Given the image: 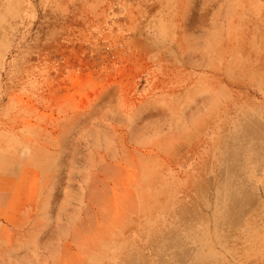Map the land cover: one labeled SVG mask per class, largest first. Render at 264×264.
Wrapping results in <instances>:
<instances>
[{
  "label": "rangeland",
  "instance_id": "rangeland-1",
  "mask_svg": "<svg viewBox=\"0 0 264 264\" xmlns=\"http://www.w3.org/2000/svg\"><path fill=\"white\" fill-rule=\"evenodd\" d=\"M0 264H264V0H0Z\"/></svg>",
  "mask_w": 264,
  "mask_h": 264
}]
</instances>
